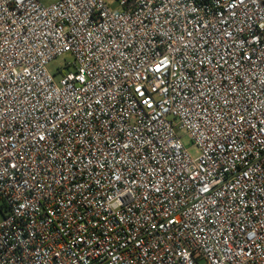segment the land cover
Here are the masks:
<instances>
[{
  "label": "built area",
  "instance_id": "obj_1",
  "mask_svg": "<svg viewBox=\"0 0 264 264\" xmlns=\"http://www.w3.org/2000/svg\"><path fill=\"white\" fill-rule=\"evenodd\" d=\"M0 264H264V0H0Z\"/></svg>",
  "mask_w": 264,
  "mask_h": 264
},
{
  "label": "rangeland",
  "instance_id": "obj_2",
  "mask_svg": "<svg viewBox=\"0 0 264 264\" xmlns=\"http://www.w3.org/2000/svg\"><path fill=\"white\" fill-rule=\"evenodd\" d=\"M52 0H45V4H49ZM72 60L70 55H65L62 56L60 58L55 59L50 65L49 68L51 70L52 73L57 74L58 70L60 69V67H64L67 61ZM182 138H183V142L185 144V146L189 149L190 153L192 155H197L198 154V149L196 146H194L189 137L187 136V134L185 133V131H181L180 132Z\"/></svg>",
  "mask_w": 264,
  "mask_h": 264
}]
</instances>
